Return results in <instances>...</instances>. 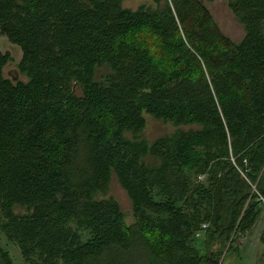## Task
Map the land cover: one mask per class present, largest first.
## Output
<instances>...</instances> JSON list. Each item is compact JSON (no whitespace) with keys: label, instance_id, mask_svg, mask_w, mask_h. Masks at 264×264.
Listing matches in <instances>:
<instances>
[{"label":"trees","instance_id":"obj_1","mask_svg":"<svg viewBox=\"0 0 264 264\" xmlns=\"http://www.w3.org/2000/svg\"><path fill=\"white\" fill-rule=\"evenodd\" d=\"M124 1L0 0L26 78L0 52V232L25 264H219L262 217L264 0H228L240 43L202 0ZM149 118L192 128L149 142Z\"/></svg>","mask_w":264,"mask_h":264},{"label":"rangeland","instance_id":"obj_2","mask_svg":"<svg viewBox=\"0 0 264 264\" xmlns=\"http://www.w3.org/2000/svg\"><path fill=\"white\" fill-rule=\"evenodd\" d=\"M202 4L206 8L209 18L215 22L221 32L234 43H240L245 37V30L243 25L239 22L236 16L232 13L229 7L228 0H215L214 2H206L202 0ZM124 7L131 10H137L141 6L156 7L153 0H125ZM0 52L10 55V63L6 66L4 74L7 78L13 79L16 76L17 81H26L18 71L23 54L21 49L9 42L6 37L0 34ZM149 117V116H147ZM192 127L173 128L170 125H164L161 122L149 118L147 129L144 131L143 137L149 142H153L158 137L173 134L177 130L189 131ZM196 128V127H195ZM115 199L125 216L127 225L133 223L132 203L127 193L120 186L117 178L112 175L109 191L106 196L99 195L98 199ZM264 203V201H263ZM16 213L25 214V209L16 208ZM264 231V211L260 221L245 235L233 236V238L226 244L224 256L219 264H260L264 262V246L261 244L260 238ZM83 240L89 239V234H82ZM206 235L199 233L193 240V246L200 251L202 255L207 254L208 247L206 245ZM232 245L230 252L229 246ZM0 246L9 254L13 264H25L20 250L13 244L9 243L5 236L0 232ZM218 242L213 243L210 248L211 251H217ZM238 253V257L234 253ZM225 255L227 258L224 263Z\"/></svg>","mask_w":264,"mask_h":264},{"label":"water","instance_id":"obj_3","mask_svg":"<svg viewBox=\"0 0 264 264\" xmlns=\"http://www.w3.org/2000/svg\"><path fill=\"white\" fill-rule=\"evenodd\" d=\"M16 78H17V77H16V76H14L12 80H13L14 82H16Z\"/></svg>","mask_w":264,"mask_h":264}]
</instances>
